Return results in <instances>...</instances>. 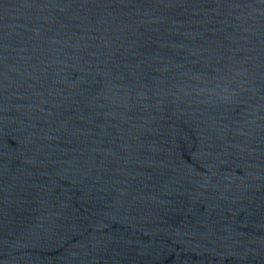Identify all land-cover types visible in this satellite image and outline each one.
Segmentation results:
<instances>
[{
    "label": "water",
    "instance_id": "obj_1",
    "mask_svg": "<svg viewBox=\"0 0 264 264\" xmlns=\"http://www.w3.org/2000/svg\"><path fill=\"white\" fill-rule=\"evenodd\" d=\"M0 264H264V0H0Z\"/></svg>",
    "mask_w": 264,
    "mask_h": 264
}]
</instances>
